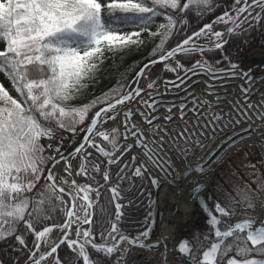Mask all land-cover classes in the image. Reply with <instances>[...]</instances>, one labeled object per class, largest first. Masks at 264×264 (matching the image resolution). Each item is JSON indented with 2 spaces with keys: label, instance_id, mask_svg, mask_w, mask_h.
Here are the masks:
<instances>
[{
  "label": "snow or ice",
  "instance_id": "1",
  "mask_svg": "<svg viewBox=\"0 0 264 264\" xmlns=\"http://www.w3.org/2000/svg\"><path fill=\"white\" fill-rule=\"evenodd\" d=\"M159 17L164 22L152 31ZM258 25L264 0H0V264H138L140 250L162 244L159 264H264V218L233 223L241 205L258 204L264 217V177L256 187L205 183L214 179L217 135L231 132L233 146L246 139L242 133L264 140V93L249 99L256 81L225 47ZM144 34L158 43L131 82L121 75L82 103L105 53H138ZM160 64L176 79L152 70ZM202 73L212 82L191 79ZM236 77L245 81L239 93L230 91L228 78ZM145 179L157 189L197 185L193 198L207 217L205 238L212 237L202 257L188 240L178 253L160 235L146 243L151 225L125 234L124 209L134 200L122 203L121 193L139 198L145 189L136 181ZM107 193L112 212L102 203ZM61 245L73 256L55 255Z\"/></svg>",
  "mask_w": 264,
  "mask_h": 264
},
{
  "label": "rangeland",
  "instance_id": "2",
  "mask_svg": "<svg viewBox=\"0 0 264 264\" xmlns=\"http://www.w3.org/2000/svg\"><path fill=\"white\" fill-rule=\"evenodd\" d=\"M216 30H222V29L216 28ZM197 58H199V56ZM173 75H175V74H172L170 76H173ZM163 76L164 77H170V76H166L165 74H163ZM0 82H4L3 74H0ZM98 142H99V138H98ZM95 155L99 157L98 153H96ZM130 158L131 157L128 154H125V156L122 159L130 160ZM100 159H104V158L100 157ZM234 161H235V163H234ZM97 162H99V160ZM105 163H106V160H105ZM252 165H255V168L252 167ZM218 167L219 168L216 171L217 177L214 176L213 180L208 181V188L209 189H211L212 185L216 184V182H218V181L219 182L216 185H220L224 189H227L229 184H231L233 186H239L241 188H245L249 184H251L252 187H256L255 182H256L258 176L259 177L264 176L263 155L260 154L255 147L254 148L251 147L250 149L244 148L242 150H239V152H236L233 155L231 153L230 155H228L227 160H224L222 165L220 164ZM236 174L239 177H241V179L237 178ZM145 180H147V179H145ZM78 182L87 183L88 181L86 179H79L78 178ZM101 183H103L102 180H101ZM93 186L95 187V185H93ZM167 186H168V184H167ZM124 187H127V185H124ZM159 189H154L152 187L151 192H153V194L148 198V201L147 200L143 201V203H140V200L131 194H128V196H126V198L122 201V202H128L127 199H133L134 200V203L128 208L131 210H128V212L126 211L127 213L125 214V217L129 218L124 224V226H127L130 229V230H128L127 233L131 232L130 234L132 235L133 232H135V230L137 228H140L138 226L139 224H135V223L140 222V224H141V222H143V219H144L143 216L144 215L146 216L149 212L154 213V207L155 206H156L155 209L156 208L159 209L156 211V213L158 212V214H163V215L165 214L166 209H160L159 206L161 205L160 204L161 202L159 201V199H156L158 197V195L160 194ZM171 193L175 195L176 191H171ZM108 194L110 196V193H108ZM121 195H122V193H121ZM213 195H217L216 197L217 198L220 197L221 200L223 199V195L218 191H213ZM233 195H235V193H233ZM105 198H107V197L105 196ZM150 200L155 201V204H150L149 203ZM257 206H258V204H257ZM248 211H250V210H248ZM248 211H244L243 205H241L240 207H238L236 209L237 215L234 217V220L241 219L242 217H245V216H249ZM171 213H174V210H172ZM137 217H139V219L134 220V218H137ZM152 219H153V217L150 219V221H152ZM195 221H196V223L193 222L190 225H188L190 227V230L187 229L188 226L186 228L183 227V230H179V226L176 225L175 237L177 238L178 235L180 236V235H184L185 232H187V233L190 232V233H188L190 235V237L188 238V241H190L192 245H195L196 243L199 244V242L202 244L205 243L207 241V238H205L207 225L199 217L196 218ZM145 226L146 225L142 226V229H144ZM191 229H195L196 231L193 232V231H191ZM177 230H178V233H177ZM159 231H160V229H159ZM184 241H185V239H184ZM96 242L97 243L102 242L100 240L99 236L96 237ZM193 243H195V244H193ZM145 253L148 256H151L149 254V252L145 251ZM152 258L155 260V263L158 264L156 258L155 257H152Z\"/></svg>",
  "mask_w": 264,
  "mask_h": 264
},
{
  "label": "trees",
  "instance_id": "3",
  "mask_svg": "<svg viewBox=\"0 0 264 264\" xmlns=\"http://www.w3.org/2000/svg\"><path fill=\"white\" fill-rule=\"evenodd\" d=\"M228 2H231V0H228ZM226 6L227 5H225V7ZM217 14L220 13L218 12ZM214 18V16H211L207 22H210L211 19ZM162 22H164L163 17L157 18V20L150 26L151 30L155 31L156 25ZM217 28L222 29L221 26H218ZM144 38L147 40V43L140 49L138 53L136 51H133L131 54L124 57H121L119 54H114L112 52L105 53V59L103 63L96 70L95 81L88 83V87L81 94L80 101L82 103H88L94 96H99L102 92H108L110 88L115 87L117 85V81L120 80L121 75H123V77L130 82V80L135 75V72L143 65V62H147V58L149 57L154 44L158 43V40H149L147 38V34H144ZM256 46H264V25H258L254 30H251L246 35H241L238 38H233L230 41V44L226 45L225 47L230 48L232 53V62L235 63V61H238L241 58V55L245 52V50ZM210 56L211 54H209V57ZM216 59H220V56H216ZM221 66H224V64H222ZM164 74L166 76H170L174 73L164 72ZM13 94L15 95V93ZM236 176L237 178L241 179V177H239L237 174ZM218 182H216V184H218ZM106 197L107 198H104L102 200V203L104 204L107 211L112 212L114 207L113 205H108V197H110L108 193L106 194ZM89 254L93 260L98 259L101 255L97 254L95 250H92L90 247ZM57 255H59L62 260L73 256V254H71V250L67 249L64 245H61V247L58 249ZM145 258L150 261V264H154L153 258L141 251L140 255L136 257L138 264H143V260ZM77 264H83L82 258L77 261Z\"/></svg>",
  "mask_w": 264,
  "mask_h": 264
},
{
  "label": "water",
  "instance_id": "4",
  "mask_svg": "<svg viewBox=\"0 0 264 264\" xmlns=\"http://www.w3.org/2000/svg\"><path fill=\"white\" fill-rule=\"evenodd\" d=\"M243 61L246 63V66H243L242 63ZM238 65H239V68L243 71H250L253 75V78L254 80L256 81L254 84H253V92H254V95L250 96L249 99L251 101H256L259 97H260V94L261 93H264V91L261 92L260 90V86L262 85V88L264 89V83L261 84L262 82H264V47L262 46H256L255 48H251L247 51H245V53L243 54L242 56V60H240L238 62ZM157 66V71L159 72V75H163V65L160 64V65H155ZM181 75H183V73H181ZM189 76H191V74H189ZM162 79H171V80H174L176 79V76L174 77H170V78H166V77H161ZM208 79L209 82H212V78L210 76H208V74L206 73H202L200 76L198 77H191V79L193 80H197V79ZM228 79H232V86L230 88V91H233V92H236V93H239L240 92V85L242 84H245V81L239 77H236V78H228ZM131 82V81H130ZM217 84L219 83H222V82H217ZM257 96V98H255ZM169 98H172L171 96H169ZM214 99V98H212ZM225 113L228 111V108L225 107L224 109ZM247 126V125H245ZM253 127L255 128L256 126L253 125ZM236 131H240V129L237 127ZM243 135L246 136V139L243 141V142H239L237 145L233 146L231 141L229 140V137L232 136V133L229 132L227 136H219V137H215V140H214V143L216 144V147L214 148L213 152V160L215 162V168H214V176H216V171L218 170V166L220 164H222L224 162V160H227L228 158V155H230L231 153H235L237 151H239V149L243 148V147H246V146H249V145H252V144H256L258 138L260 137L259 136V133L256 132L254 133L251 137H248L247 134H244L242 133ZM235 139L237 141H239V137H235ZM69 147H71V144L69 145ZM211 147V145H210ZM262 150V153L264 154V144L263 145H260L259 146ZM134 154V153H133ZM201 153H199L198 155H200ZM219 157V161L216 162V157ZM205 183L208 185V181H205ZM170 186L172 185H175V184H169ZM197 187V185L195 183H192L191 184V187H189V182H185L183 184V187L181 189L179 188H175V190L173 191H176L177 195L179 196H184L185 198V201H189L190 203H194V206L196 207V211L197 212H200V216L207 221V217H206V214L204 213V211L202 210V206L201 204L196 200L194 199V193L192 192V188H195ZM154 189H157L155 187H153ZM204 194V193H202ZM208 195H211L213 197V199H216L215 195H213L212 191H208L207 192ZM122 202V201H121ZM124 204H127V202H122ZM209 205L214 207V205L212 204L211 201H209ZM257 209H259V206H257L256 210L254 211H257ZM254 211L252 210L250 214H252L251 217L255 218L257 220V222H259L260 219L264 218V217H261L259 215H253V214H256V212L254 213ZM176 212V208L174 209V213ZM147 216V215H146ZM145 216V218H146ZM244 219V218H242ZM236 221L238 220H234L233 219V223H235ZM175 229H174V236L171 237V239H167V244L169 246H171L175 251L178 252V249H179V244L182 243L184 241V238L183 236L184 235H180L178 236L177 238L175 237L176 233V225L179 226V223H178V220L176 219L175 221ZM144 225H151L152 226V232L156 227V225L152 224L151 221L149 219H145V222H144ZM256 226H259V223H257ZM146 227L144 228V230H146ZM143 231V230H142ZM138 234V233H137ZM137 234H134L133 236L137 235ZM152 239V234L147 238V240H151ZM146 240V243L148 242ZM149 242H152V243H155V241H149ZM212 242V237H210L209 239V242L206 243V245L202 248L201 251L198 252V254L202 257V252L203 250H206L209 246H210V243ZM160 248V247H159ZM159 248L157 249H153L154 251L158 250ZM150 250V249H148ZM165 250H163L161 253H164ZM195 251V249H194ZM57 254H58V251H57ZM55 254V255H57ZM183 255V254H181ZM51 259V258H50Z\"/></svg>",
  "mask_w": 264,
  "mask_h": 264
},
{
  "label": "bare ground",
  "instance_id": "5",
  "mask_svg": "<svg viewBox=\"0 0 264 264\" xmlns=\"http://www.w3.org/2000/svg\"><path fill=\"white\" fill-rule=\"evenodd\" d=\"M153 71H157V66H153L152 68ZM162 77V75L160 76ZM217 82H223L222 80H217ZM264 82H262L261 84H263ZM260 90L261 92L264 91V89L262 88V85L260 86ZM257 98V96L255 97ZM121 132H123V129H120ZM220 135H218L217 137H219ZM123 138L121 137V140ZM200 155H203V153H201ZM183 187V185L179 188L181 189ZM176 186L172 185V186H167L164 185L162 186L159 191L160 194L158 195V197L156 199H159V202L161 205L159 206L160 209H166L165 214H158V212L156 213L157 210L159 209H155L154 207V213H153V217H154V224H157L158 226L161 227V235L162 237H166V239L164 240V244L167 245V248L172 252L171 247L168 246L167 239H171V237L174 236V229H175V221L176 219L178 220L179 223V230H183V227H187L188 225H190L191 223L195 222L196 223V218H201L200 216V212L196 211V207L194 206V203H190L189 201H185L184 196H179L177 195V193L174 195L171 193V189H175ZM176 208V212L175 213H171L172 210H174ZM126 209V208H125ZM124 209V210H125ZM249 214V213H248ZM255 215H259V211L255 214ZM190 219V220H189ZM189 222V223H188ZM205 223V222H204ZM188 230H190V227L188 226L187 228ZM208 226L206 228V233L208 232ZM191 231L195 232V229H191ZM176 232V231H175ZM185 232V231H184ZM178 233V230H177ZM190 233V232H188ZM187 232H185V236L184 239L188 240V238L190 237V235ZM179 236V235H178ZM55 239V237H53ZM210 236L207 238V241L209 242ZM156 240V238H155ZM154 240V241H155ZM207 241L205 243H200L199 244H195V250L198 249L199 251L202 250V248L206 245ZM161 246L164 245L162 244ZM44 250V246L42 245V249ZM165 250V248H164ZM50 259V258H49Z\"/></svg>",
  "mask_w": 264,
  "mask_h": 264
},
{
  "label": "flooded vegetation",
  "instance_id": "6",
  "mask_svg": "<svg viewBox=\"0 0 264 264\" xmlns=\"http://www.w3.org/2000/svg\"><path fill=\"white\" fill-rule=\"evenodd\" d=\"M136 183H137V185L141 184V183H139V181H136ZM138 183H139V184H138ZM143 183H144V182H142V184H143ZM143 186H144V188H145V185H144V184H143ZM122 195L125 196V197L128 196V194H126V193L123 194V192H122Z\"/></svg>",
  "mask_w": 264,
  "mask_h": 264
},
{
  "label": "crops",
  "instance_id": "7",
  "mask_svg": "<svg viewBox=\"0 0 264 264\" xmlns=\"http://www.w3.org/2000/svg\"><path fill=\"white\" fill-rule=\"evenodd\" d=\"M258 142H259V143H260V142H264V140H262V139L259 138ZM256 149H257L258 152L260 153V151H259V149H258L257 147H256Z\"/></svg>",
  "mask_w": 264,
  "mask_h": 264
}]
</instances>
